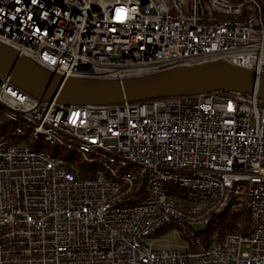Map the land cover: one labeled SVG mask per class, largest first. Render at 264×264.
<instances>
[{
	"label": "built area",
	"instance_id": "built-area-1",
	"mask_svg": "<svg viewBox=\"0 0 264 264\" xmlns=\"http://www.w3.org/2000/svg\"><path fill=\"white\" fill-rule=\"evenodd\" d=\"M0 43L65 79L214 61L259 75L264 0H0ZM237 205L249 230L207 244ZM0 264H264V99L66 108L0 74Z\"/></svg>",
	"mask_w": 264,
	"mask_h": 264
},
{
	"label": "water",
	"instance_id": "water-1",
	"mask_svg": "<svg viewBox=\"0 0 264 264\" xmlns=\"http://www.w3.org/2000/svg\"><path fill=\"white\" fill-rule=\"evenodd\" d=\"M0 74L37 99L69 108L117 105L155 99L202 95L215 91L256 93L264 99V73L223 61L176 66L163 72L125 81L65 79L16 50L0 43Z\"/></svg>",
	"mask_w": 264,
	"mask_h": 264
},
{
	"label": "trees",
	"instance_id": "trees-1",
	"mask_svg": "<svg viewBox=\"0 0 264 264\" xmlns=\"http://www.w3.org/2000/svg\"><path fill=\"white\" fill-rule=\"evenodd\" d=\"M73 160L78 159L75 158ZM249 227L250 219L248 209L245 206L237 205L236 208L215 216L206 228L204 234L207 244H209L210 242L218 240L228 232L240 231L246 233Z\"/></svg>",
	"mask_w": 264,
	"mask_h": 264
},
{
	"label": "rangeland",
	"instance_id": "rangeland-1",
	"mask_svg": "<svg viewBox=\"0 0 264 264\" xmlns=\"http://www.w3.org/2000/svg\"><path fill=\"white\" fill-rule=\"evenodd\" d=\"M158 241H160V244H162L163 248H168V245L171 247H179V245H182L181 241L180 242L176 241L175 235L173 233H168L160 236Z\"/></svg>",
	"mask_w": 264,
	"mask_h": 264
},
{
	"label": "bare ground",
	"instance_id": "bare-ground-1",
	"mask_svg": "<svg viewBox=\"0 0 264 264\" xmlns=\"http://www.w3.org/2000/svg\"><path fill=\"white\" fill-rule=\"evenodd\" d=\"M10 128L14 129V131H17V125L11 124ZM24 134L25 135H23V137H27L28 136V132H25ZM32 140L35 141V138H33ZM75 158H77L79 160V158H81V156L76 153V157Z\"/></svg>",
	"mask_w": 264,
	"mask_h": 264
},
{
	"label": "snow or ice",
	"instance_id": "snow-or-ice-1",
	"mask_svg": "<svg viewBox=\"0 0 264 264\" xmlns=\"http://www.w3.org/2000/svg\"><path fill=\"white\" fill-rule=\"evenodd\" d=\"M33 2H35V0H33ZM117 13H118V15L116 16V19L117 20L123 19V10L122 9H117Z\"/></svg>",
	"mask_w": 264,
	"mask_h": 264
}]
</instances>
